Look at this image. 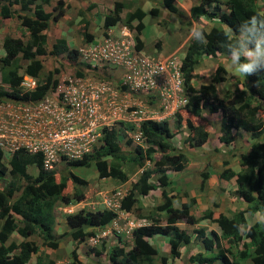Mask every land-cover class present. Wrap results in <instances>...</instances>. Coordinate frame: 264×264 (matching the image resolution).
Wrapping results in <instances>:
<instances>
[{
    "label": "trees",
    "instance_id": "1",
    "mask_svg": "<svg viewBox=\"0 0 264 264\" xmlns=\"http://www.w3.org/2000/svg\"><path fill=\"white\" fill-rule=\"evenodd\" d=\"M48 1L0 0V25L2 19L15 16L21 27H25L28 32L27 40L11 35L5 36L2 40L4 54L0 57V62L7 69L5 80L10 85V90L0 89L2 97L22 101L35 100L42 97L49 87L57 84V78L53 77V74L58 69L54 67L47 72L46 82L39 84L33 91H21L18 86L21 79L18 72L19 55L29 60L24 72L34 77L42 68V63L36 56L46 54L47 47L48 53L55 59L62 52L72 60L77 57L78 50L69 47L65 39L49 41V36L44 30H48L51 23L59 19L67 5L63 0H56L52 7L53 11H45L42 2ZM150 1L152 6L148 12L135 6L126 12L123 19L125 25L136 31V39L140 45L142 42L139 33L144 27L143 20L147 13L156 16L160 7L173 14L179 21H184L185 15L175 0ZM196 2L189 8L190 20L204 17L217 19L221 24L213 25L209 29L201 27L206 33V43H197L192 40V35L189 37L180 62L184 88L188 95L184 108L194 117H204L206 111L219 114V140L224 144L234 141L236 136L234 130L250 132L251 140L247 146L239 149L229 147L226 152L228 157L222 159L223 168L219 174L223 179L233 180L236 187L235 198L243 202L244 207L230 215L219 213L215 217L211 206L196 216L192 209L196 201L194 197H190L186 202L179 201L178 206L174 205L172 191L168 189L178 188L172 185L173 179L166 170L182 171L191 153L189 147H202L209 140L207 125L195 123L190 117L184 119L178 110L175 112L176 131L181 129L186 132L184 142L182 141L179 147L172 142L175 132L170 129L167 120H145L141 123V131L147 146L137 144L133 148H122L121 133H126L125 128L120 125L114 126L103 130L101 143L93 153L81 159L65 162L57 172L43 168L42 156L39 153L30 154L18 150L11 155L8 162H5L0 149V264H26L32 255H36L35 264H54L52 259L43 260L42 254L38 253V243L29 238L31 235L37 234L43 245L55 249L64 236L70 235L77 241H83L117 219V212L103 205L94 209L80 208L66 215L68 230L55 235V208L59 204L77 203L85 198L84 188L88 181L74 173L72 168L89 167L93 163L99 178L109 177L124 182L128 179L129 169L143 166L145 160L153 161L154 167L142 169L120 199L119 207L129 217L145 220L146 223L131 230V244L119 236L109 247L103 246L101 250H95L97 260L93 261V264H164L169 258H181L182 264L214 262L264 264V224L252 223L251 230L244 232L237 227L249 225L246 212L253 215L264 211V71L246 77L242 75V80L236 79L233 90L227 89L224 97L219 96L218 89L220 83H227L224 73L226 70L219 62L216 63L208 83H201L198 87L192 84V79L196 75L194 69L203 55L213 60L227 55L225 42L234 35L236 26L252 15L264 17V13L260 10L259 0H196ZM12 5H18L19 8L13 9ZM223 6L226 7L225 11L222 10ZM123 8L124 4L121 1L113 3L110 12L104 15L102 25L104 30L121 20ZM133 21H136L134 25ZM84 35L90 37L85 30ZM90 68L89 64H84V68L76 69V74L80 76L89 71L96 72ZM154 97L150 95L149 98L154 101ZM183 121L186 129L182 127ZM155 153H159L158 158H154ZM208 156L206 155L203 168L199 172L200 188L204 186L209 176L208 167L215 164V160H210ZM234 156L239 158L237 170L227 166L229 157ZM29 167L35 168V172L31 173ZM152 176V180L149 181ZM1 181H4V184ZM68 184L72 185L70 190L66 191ZM156 190H160L161 200L144 214L141 197ZM154 194L152 195L155 196ZM216 205L214 202L213 206ZM204 219L214 222L218 231L211 230V235L208 236L207 228L199 226L195 229L194 238L177 223L183 221L192 225ZM15 232L20 236V240L8 241ZM157 235L168 236L166 251L156 248L151 241ZM194 240L203 249L212 251L208 254L202 251L192 252L190 249ZM183 246L189 250L182 252ZM72 257L70 264H80L75 250L72 251Z\"/></svg>",
    "mask_w": 264,
    "mask_h": 264
},
{
    "label": "rangeland",
    "instance_id": "2",
    "mask_svg": "<svg viewBox=\"0 0 264 264\" xmlns=\"http://www.w3.org/2000/svg\"><path fill=\"white\" fill-rule=\"evenodd\" d=\"M67 7L64 13L59 17L56 22L51 23L48 30H44L48 34L50 42H55L56 40L63 38L66 43L71 48H76L78 54L75 60L70 59L65 52L58 54L55 59L52 55L48 53L49 47L46 48L47 53L42 55H37L42 63V68L39 74L36 76L40 84L46 82L47 72L53 70L54 67L58 71L54 72L53 77L57 78V84H68L69 81H74L77 78H84L87 76H93L107 81L121 83V76L125 72L124 63H121L122 58L117 60L109 59L106 56L108 53V48L106 46L107 39L112 41V45L109 46L110 50L115 54L117 51H130L136 53L137 50L141 49V53L148 54L154 57H166L172 56L177 59L186 49L189 37L192 35L191 29L195 26L203 27L209 29L213 25L221 24L217 19H205L204 17H199L196 20H190L189 8L191 7V2L189 0H177L175 3L181 8V12L184 16V21H179L173 14L168 13L164 8L159 7L158 14L152 16L149 13L144 17V27L139 33V38L142 42L136 39V31L133 28L125 26L123 19L127 11H131L135 6H139L148 12L149 8L152 6L150 0H63ZM115 1H121L124 4V8L121 12V20L116 24L109 26L107 29H103V18L104 15L109 13L113 7ZM159 1V0H157ZM40 2V0H36ZM56 0H49L47 3L42 2L43 9L45 11H53L52 7L55 5ZM260 10L264 11V0L259 2ZM11 8H19L18 5H12ZM222 10H226V7L223 6ZM30 12V11H26ZM188 17V18H187ZM136 21H133V25ZM84 30L90 34V37L87 38L84 35ZM11 35L14 37H21L23 40L28 39V32L26 28L21 27L19 20L12 16L10 18H4L1 20L0 25V57L4 54L2 48V40L5 36ZM115 45V48H113ZM106 47L104 51L103 48ZM206 58L203 59L198 65H196L194 72L195 78L192 79V84L195 87H198L201 83H208L211 75L213 74L216 63L218 60H213V58L204 55ZM114 58V57H113ZM230 58L229 56L227 59ZM223 58V66L226 70L225 77L227 83H220L218 94L220 97H224L225 91L227 89L233 90L234 82L236 79L242 80V75L235 72L234 66L231 64V61ZM28 59L22 58L19 55V64L20 68L18 69L19 74L24 72V67L28 63ZM221 63V62H219ZM84 64L90 65V70H95V73L92 71L86 72L82 75L76 74L77 68H84ZM93 68V69H92ZM6 67L3 66L0 62V89L8 88L10 85L5 80V71ZM70 79V80H69ZM70 84V83H69ZM130 84H124L121 86V96L129 99V103L138 102L140 104H145L149 110V106L152 109L157 111V114H161L162 108H159V103L153 102L150 103L147 96L149 94L140 93L139 89L129 86ZM63 88V85L61 86ZM147 95V96H146ZM146 97V98H145ZM138 99V100H137ZM185 106V105H184ZM183 105L177 107L172 114H168L166 117L169 119L170 129L175 132L172 137V142L175 146L179 147L185 137L186 132L179 129L176 131L175 124V112L178 110L182 114L184 119L188 117L191 118L195 123H201L205 125H210L211 128L208 130V142L203 145V147L193 148L189 147L191 153L189 154V159L187 166L189 165L188 173H185L186 179H180L177 181L175 175L181 176L182 173H176L172 169H167L166 173L172 177V185L176 186L178 189H172L171 195L174 200V204L178 205L179 201H187L190 197H199V205L196 204V201L193 203V212L198 216L208 205H212V208L215 210V215L222 212L225 214H231L233 211L238 210L241 207H244V203L240 202L239 199L235 198V189H230V180L224 179V181H213L209 183V176L206 183L202 188L199 187L200 177L199 172L203 168L205 163L206 155H209L210 160L216 159L218 163L216 167L209 166V172L212 176L216 178L219 177L220 172L223 168L222 159L228 157L226 152L229 147L239 149L247 146L251 140L250 132L247 131H236V137L234 141L230 144H224V142L219 140L220 133V115L211 114L206 111L204 117H194L189 112L185 110ZM120 126H123L126 133H121L123 136L121 145L122 148L128 149L134 147L136 144H141L142 146H147L145 140L140 137H136V129L133 128L128 123H123ZM185 127V121L182 123V127ZM183 129V130H184ZM184 142V141H183ZM186 143V142H185ZM187 146V144H186ZM159 153L154 154V158H158ZM239 159V158H238ZM238 159L229 157V164L234 169L239 168ZM63 164H60L59 167L62 168ZM144 167L153 168L154 164L151 160H145L143 166L134 167L129 169L128 179L124 182H119L113 178H99L95 172V165L92 163L89 167H75L72 168L73 172L77 175L87 179L88 184L85 186V198L77 202L72 209L74 211L79 210L80 208H90L94 209L95 207H100L103 204V199L107 196H111L112 193L117 194V196L122 198L127 190L130 188L131 183H133L139 174L142 172ZM31 173L35 172V168L29 167ZM153 176L149 179L151 181ZM184 179L187 181L184 184ZM181 180L183 183H181ZM179 182V185L178 183ZM4 184V181H1ZM233 184V180H232ZM66 191L70 190L72 184H68ZM235 187V184H233ZM236 188V187H235ZM155 193V194H154ZM154 194L155 196H153ZM116 197V198H118ZM161 200L160 190L151 191L149 194L141 197V203L143 205L144 214L148 213V209L154 207V205ZM216 202V206H213V203ZM62 204H59L54 211L55 224L54 232L55 235H60L66 230L68 226L66 224V215L68 212H62L59 210ZM152 210V209H151ZM118 220L117 223H111L103 228L106 231V234L99 236L96 243L90 241V237L86 238L83 241H77L73 239L70 235L64 236L61 238L58 247L51 249L42 243V239L37 235H31L29 238L36 241L39 245V254H42L43 260L52 259L54 264H70L73 260L72 251L75 250L76 255L78 256V261L80 264H93V258L96 257L94 254L95 250H101L103 246L109 247L110 244L117 241V237L121 236L128 244L130 243V234L128 229L125 228L124 223L127 219L130 218L123 210H117ZM255 215L248 216V224H252L255 221ZM162 222H164L165 213H162ZM203 222V223H202ZM202 224H207L206 234L210 236V226L211 222L209 220L201 221ZM198 225H188L181 222V226H184L190 234H195V229L201 224ZM210 225V226H209ZM102 230V229H101ZM101 230H97L98 233H101ZM92 236V235H91ZM19 235L13 233L10 237V240L19 241ZM167 235H157L152 239L153 243L156 244L161 249L167 243ZM7 241V242H8ZM186 247H181V251L185 252ZM192 252L202 251L204 254H208L211 251L203 249L197 241H194ZM105 251H103V254ZM104 258V255L102 256ZM171 264H182L181 258L172 259ZM36 255H32L30 261L27 264H35ZM198 264V263H196ZM206 264V263H203ZM214 264H218L215 263Z\"/></svg>",
    "mask_w": 264,
    "mask_h": 264
},
{
    "label": "built area",
    "instance_id": "3",
    "mask_svg": "<svg viewBox=\"0 0 264 264\" xmlns=\"http://www.w3.org/2000/svg\"><path fill=\"white\" fill-rule=\"evenodd\" d=\"M109 40L106 44L109 52L104 57L113 60L123 57L121 63H124L125 72L120 84L87 76L69 81L70 84L51 86L35 100L0 96V149L5 156L10 158L18 150L39 153L43 168L55 171L62 163L93 153L99 147L105 129L128 123L137 128L136 137L145 140L141 131L143 121L165 118L187 102L179 61L172 56L146 55L141 50L136 53L120 50L114 54L109 48L113 43ZM103 49L105 51L106 47ZM39 84L36 77L21 73L18 84L21 91H33ZM124 84H130L144 95H155V102L162 108L161 114L150 106L148 110L140 101L129 103V99L121 96ZM3 90H10V87ZM117 194L119 192L103 199L104 206L118 210L120 196ZM59 210L72 212L68 206ZM124 225L131 231L141 222L128 218ZM105 234L103 230L90 240L95 243Z\"/></svg>",
    "mask_w": 264,
    "mask_h": 264
},
{
    "label": "clouds",
    "instance_id": "4",
    "mask_svg": "<svg viewBox=\"0 0 264 264\" xmlns=\"http://www.w3.org/2000/svg\"><path fill=\"white\" fill-rule=\"evenodd\" d=\"M259 2H260V0H259ZM262 13H264V11ZM125 26H127V25H125ZM127 27H129V26H127ZM191 33H192V40H194L197 43H201V44L206 43V33L204 32V30L201 27L197 26V27L192 28L191 29ZM225 48H226V51H227V55L230 57L231 64L235 68V72L236 73H238V74L243 75V76L246 77L248 75H252V74H255V73L264 71V17H261L259 15H252V16H250V17L242 20L236 26L235 31H234V35L230 39H227L226 40V42H225ZM139 50H141V49H139ZM184 52H185V50H184ZM184 52L181 54V56L179 58L176 59L177 61L181 62L182 56H183ZM180 71L182 72L181 68H180ZM182 74H183V72H182ZM183 88H184V76H183ZM183 94L186 95L187 100H188V95L185 92V88L183 90ZM154 98L156 100V97H154ZM155 100L152 101L149 98V102L150 103L155 102ZM159 120H167L168 121L169 119L167 117H165V118H161ZM8 160H9V158L4 155V161L5 162H8ZM62 164H64V163H62ZM60 169L61 168L58 167V169H56L55 172L59 171ZM119 205H120V203H119ZM178 205H176V206H178ZM62 206H60V207H62ZM211 207H212V205H211ZM106 208H108V207H106ZM109 209H111V208H109ZM119 209H120V207H119ZM115 211L117 212V210H115ZM73 212H76V211H74L72 209V212H70V213H73ZM213 212H215V210ZM70 213H68V214H70ZM220 213H222V212H220ZM256 213H258V212H256ZM256 213H254L253 215H255ZM218 214L217 215H214V216L216 217V216H218ZM247 214L249 216H251L250 213L246 212L245 213L246 219H248ZM131 219H133V218H131ZM117 220H118V217H117V219H115L112 222V224L115 221H117ZM204 220H207V219H204ZM135 221L136 222H141V225L146 223L145 220L144 221L135 220ZM181 222H183V221H178L177 223L179 224ZM210 222H212V221H210ZM183 223L184 224H187L185 222H183ZM199 223H196V225H198ZM254 223L264 224V211H261L256 216ZM188 225H191V224H188ZM192 225H195V224H192ZM182 227H184V226H182ZM237 227L242 232H244V231H250L252 225L251 224L246 225V226L238 225ZM103 230L104 229H102L101 231H103ZM96 233H98V232L96 231ZM128 233L130 234L131 231H129ZM195 234L194 235L191 234L192 237H194ZM210 234H211V230H210ZM92 236H90V238Z\"/></svg>",
    "mask_w": 264,
    "mask_h": 264
},
{
    "label": "crops",
    "instance_id": "5",
    "mask_svg": "<svg viewBox=\"0 0 264 264\" xmlns=\"http://www.w3.org/2000/svg\"><path fill=\"white\" fill-rule=\"evenodd\" d=\"M175 1H177V0H175ZM190 2H191V6L192 5H194V4H196L197 2H196V0H189ZM203 59H205L206 57L203 55ZM227 57H228V55H224V56H220L219 57V59H218V61L219 62H221V64H224V62H223V58L224 59H227ZM207 59V58H206ZM229 60H230V58H228ZM227 59V60H228ZM215 114H217V113H215ZM212 126H211V124L210 125H207V129L209 130L210 128H211ZM236 131H239V130H236ZM241 131H243V130H241ZM219 135H220V133H218ZM236 137V136H235ZM202 147H203V145H202ZM232 158H234V159H238V156H234V157H232ZM215 161H214V163L216 164V163H218L217 162V160L216 159H214ZM214 164V167H216L217 165H215ZM210 166H213V165H210ZM189 169V165L187 166V164H186V167L182 170V171H179V172H176V173H182V175L181 176H177V174L174 176L175 177V179H177V181H179L180 179H183L184 177H185V173H188L189 171H187ZM234 169V168H233ZM234 170H236V169H234ZM188 176H186L185 177V179L187 178ZM184 179V184H185V182H187L186 180ZM209 183H208V186L210 185V183H212L213 181H224V179L223 178H216V175H215V177L214 176H212V174L209 172ZM231 182H230V189H235V187H234V183L232 184V180H230ZM178 183V185H179V182H177ZM181 183H183L182 182V180H181ZM196 204H198L199 202V197L197 196L196 197ZM76 204V202L75 203H71V204H67V205H63L64 207H66V206H68V207H73L74 205ZM175 205V204H174ZM199 205V204H198ZM207 207H209L208 205L206 206V208ZM214 213H216V212H214ZM215 215V214H214ZM202 221H205V220H202ZM203 223V222H202ZM202 223H200L201 225H203V226H205V225H207V224H202ZM211 224V226H210V228H209V230H215V231H218V227H217V225L214 223V222H211L210 223ZM179 225L181 226V223H179ZM15 234V233H14ZM154 238V237H153ZM20 239V238H19ZM151 240V239H150ZM152 241V240H151ZM155 246H156V248H158V249H160L161 251H166V249H168V247H167V243H166V245H165V248L163 247L162 249L160 248V247H158L156 244H154ZM176 259V258H175ZM95 260H97L96 259V257H94L93 258V260L92 261H95ZM173 260L171 259V258H169L168 260H167V262L166 263H164V264H171V262H172ZM27 264V263H26Z\"/></svg>",
    "mask_w": 264,
    "mask_h": 264
}]
</instances>
